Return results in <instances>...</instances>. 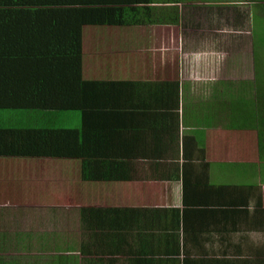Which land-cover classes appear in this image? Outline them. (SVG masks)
<instances>
[{"label": "crops", "instance_id": "obj_1", "mask_svg": "<svg viewBox=\"0 0 264 264\" xmlns=\"http://www.w3.org/2000/svg\"><path fill=\"white\" fill-rule=\"evenodd\" d=\"M92 1L121 5L114 19L139 22L83 26L82 14L39 10L64 2L47 0L13 11L1 35L13 27L26 47L41 18H68L66 31L81 30L83 56L100 78L139 86L128 100L138 106L110 109V180H85L80 157L0 156L2 170L37 185L30 198L11 200L0 183V264H264L253 136L246 146L227 128L234 113L227 104L243 82L235 75L242 64L227 53L241 51L251 29L228 28L221 6L207 7L198 26L195 0ZM75 2L80 11L88 0ZM43 25L55 36L65 31ZM55 113L59 121L66 114Z\"/></svg>", "mask_w": 264, "mask_h": 264}, {"label": "trees", "instance_id": "obj_2", "mask_svg": "<svg viewBox=\"0 0 264 264\" xmlns=\"http://www.w3.org/2000/svg\"><path fill=\"white\" fill-rule=\"evenodd\" d=\"M75 1L79 0L51 2L52 5L39 10L48 11V16L63 12L82 14L83 26L139 22L130 18L114 19L113 10H122L121 5L110 7L88 0L78 8L80 12L71 5L80 4ZM34 3L48 4L47 0H0V156L80 157L85 180H110V109L138 106L128 100L136 99L134 93H138L139 86L129 81L100 78L99 69L91 67L92 58L83 56L88 49L83 47L81 30L66 31V26L72 23L68 18H48L50 23L41 18V26L43 22L54 28L64 26L65 31L58 30L60 34L55 36L53 32H43L38 24L39 28L28 30L32 42L26 47L20 46L18 35L11 31L13 27L1 35L11 24L13 11ZM125 7L141 9L131 3ZM71 32L74 37L64 41ZM104 62L98 65H105ZM260 64L256 58L252 85L239 84L240 90L232 95L233 100L226 109L234 112L227 125L234 132L229 138L242 140L249 146L251 142L247 140L253 136L252 145L264 158V66ZM55 111L66 114L60 115L59 121Z\"/></svg>", "mask_w": 264, "mask_h": 264}, {"label": "rangeland", "instance_id": "obj_3", "mask_svg": "<svg viewBox=\"0 0 264 264\" xmlns=\"http://www.w3.org/2000/svg\"><path fill=\"white\" fill-rule=\"evenodd\" d=\"M195 1V6L199 8L194 10L196 24H198V26H205V22L201 20V17L202 13L207 11V7L221 6L225 7L226 10V24L228 28L237 30L251 29V36L248 34V36L242 38L241 51L236 53V51L232 50L227 53L232 60L236 61V63L242 64V67H236L237 73H235V75L239 78H242V81L245 84H251V79L254 80L255 77V64L253 63L255 62L256 58L261 63L260 66H264V2H261L260 0H243V4L242 0ZM105 38L106 37H104L102 40L105 41ZM257 49L258 57H255V52ZM146 55L149 57L148 53ZM231 59L230 61L232 62V67L234 68V64L236 63ZM197 102V100L194 101L195 106H198ZM218 106L220 107L219 103ZM75 113H78V111H75ZM238 113L239 115L243 114L240 112ZM203 118H212V116L204 115ZM234 167L236 169L237 165ZM236 170L238 174L242 173L241 170ZM243 172L246 173L248 170ZM20 174L21 173L13 174L11 170H2V165L0 164V183L3 185V196L5 198H10L11 200L27 199L30 198L32 196L31 194L37 189L36 183L32 181V178L29 174ZM250 174L254 177L259 176V183H264V158H261L259 154H257V162H254L252 165V173ZM71 255L74 256V254Z\"/></svg>", "mask_w": 264, "mask_h": 264}]
</instances>
